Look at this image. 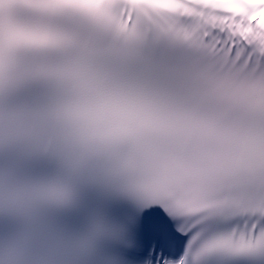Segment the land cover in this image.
<instances>
[{"label": "snow or ice", "instance_id": "snow-or-ice-1", "mask_svg": "<svg viewBox=\"0 0 264 264\" xmlns=\"http://www.w3.org/2000/svg\"><path fill=\"white\" fill-rule=\"evenodd\" d=\"M0 264H264V0H0Z\"/></svg>", "mask_w": 264, "mask_h": 264}]
</instances>
